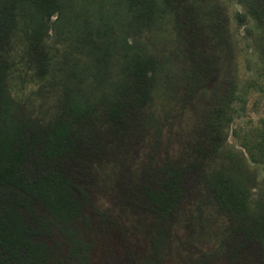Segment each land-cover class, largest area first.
I'll return each instance as SVG.
<instances>
[{
    "label": "rangeland",
    "instance_id": "obj_1",
    "mask_svg": "<svg viewBox=\"0 0 264 264\" xmlns=\"http://www.w3.org/2000/svg\"><path fill=\"white\" fill-rule=\"evenodd\" d=\"M53 1L48 12L17 4L0 54L5 99L19 115L50 122L67 115L62 107L72 97L94 110L93 136L104 146L79 165L87 174L78 177L88 190L84 212L55 220L46 237L54 262L257 264L251 248L234 251L242 242L232 240L234 220L202 178L229 174L250 215L264 214V20L252 15L255 3L186 0L165 8L163 0H143L140 10L137 2ZM184 3L195 26L177 17ZM136 55L148 71L156 68L141 102L144 130L111 135L97 112L107 97L133 102L134 79L125 69ZM158 168L189 171L159 227L134 196L146 186L145 171Z\"/></svg>",
    "mask_w": 264,
    "mask_h": 264
},
{
    "label": "trees",
    "instance_id": "obj_2",
    "mask_svg": "<svg viewBox=\"0 0 264 264\" xmlns=\"http://www.w3.org/2000/svg\"><path fill=\"white\" fill-rule=\"evenodd\" d=\"M120 1L127 2L129 6L137 2L140 10L144 9L143 0H117ZM185 1L163 0L168 5L165 8H170L172 2L179 6ZM250 1L257 8L250 9L252 15L264 20V0ZM17 4L22 9L31 6L37 12H48L55 2L0 0V50L13 28ZM183 6V10L177 13L178 19H182L185 25L195 26L190 16L191 6H186V3ZM29 16L35 21L30 13ZM38 33L39 30L34 31L33 39L39 37ZM218 35L219 38L224 36L221 28ZM128 65L125 70L134 79L135 99L128 102L122 95L107 97L97 112L99 119L108 121L111 135L123 133L130 126L144 130L141 102L147 95L145 84L152 81L156 68L152 65L148 71L137 55L129 60ZM200 68L202 66L198 67L199 71ZM162 69L166 71L164 67ZM4 74L5 64L0 54V264H56L51 258L46 237L55 220L72 219L84 212L88 190L78 186V177L87 174L79 165L82 159L101 153L104 146L93 136L94 110L88 105L80 106L72 97L66 98L62 107L63 112L67 110V115L58 114L50 122L43 123L19 115L18 108L10 107L5 99ZM228 81L226 94L231 97V77ZM196 82L188 86H197ZM215 112L220 114V109ZM185 172L189 171L158 168L157 174L151 175L145 171V176H148V180L144 179L146 186L135 190L137 205L151 213L157 227L173 212L177 193L183 190L188 177ZM202 178L207 193L218 208L227 211V216L234 220L232 240L237 243L242 239L234 251L249 247L256 255L257 264H264V214L250 215L244 194L229 174L218 172L205 174Z\"/></svg>",
    "mask_w": 264,
    "mask_h": 264
}]
</instances>
